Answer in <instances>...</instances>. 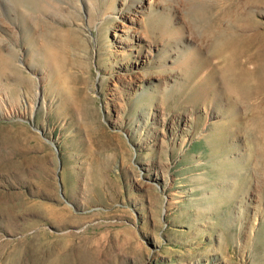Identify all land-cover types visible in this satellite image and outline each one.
Segmentation results:
<instances>
[{"label":"rangeland","instance_id":"rangeland-1","mask_svg":"<svg viewBox=\"0 0 264 264\" xmlns=\"http://www.w3.org/2000/svg\"><path fill=\"white\" fill-rule=\"evenodd\" d=\"M230 33L264 0H0V264H264V110L185 101Z\"/></svg>","mask_w":264,"mask_h":264},{"label":"bare ground","instance_id":"bare-ground-1","mask_svg":"<svg viewBox=\"0 0 264 264\" xmlns=\"http://www.w3.org/2000/svg\"><path fill=\"white\" fill-rule=\"evenodd\" d=\"M221 39L218 45V54L222 61L219 73L215 72L206 81H201L198 90L194 93L192 90L185 99L186 103H191L195 96L199 97L197 94L199 93L204 95L202 102L204 108L211 107L213 99L220 103V100L225 98L233 103L238 100L248 104L249 112L264 110V37L258 34L248 36L230 33L222 35ZM10 90L12 91L9 93L10 96L7 93L3 94L1 101L11 102L13 88ZM257 100L259 103H256ZM6 110L15 114L18 107L11 103ZM253 125L255 126V122ZM255 130L257 129L254 127V132ZM201 137L198 136L199 139Z\"/></svg>","mask_w":264,"mask_h":264}]
</instances>
